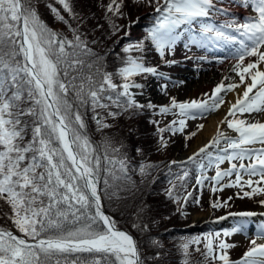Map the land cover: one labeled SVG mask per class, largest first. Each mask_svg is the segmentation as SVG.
<instances>
[{"label": "snow or ice", "instance_id": "6c2138e0", "mask_svg": "<svg viewBox=\"0 0 264 264\" xmlns=\"http://www.w3.org/2000/svg\"><path fill=\"white\" fill-rule=\"evenodd\" d=\"M123 2L111 0L105 7L113 35L121 30L114 18L124 17ZM132 2L156 5L155 11L160 15L148 30L147 39L165 64L176 63L166 57L174 52L182 39L187 41L186 48L227 47L231 58L237 61L232 71L239 77L238 82L217 85L210 97V105L199 100L178 102L173 97L169 105L160 106L156 111L158 106L150 100L140 103L136 99L144 95L146 85L137 82L135 77L147 79L151 75L164 80L169 77L157 67L146 65L143 56L130 55L133 50L143 52V42L123 47L126 55L122 66L116 73L104 72L100 63L103 57L88 48L87 40L81 38L78 29H73L74 39L68 40L53 32L40 19L33 0H0V200L10 206L12 216L9 218L23 234L17 236L0 228V264H144L134 238L117 228L116 221L102 210L101 191L107 195V189L111 187L109 177L112 180L131 179L127 175L129 159L126 155L119 159L110 157L107 148L103 156L97 152L83 131L86 124L81 109L91 108L98 130L111 125L104 122L106 117L97 109L108 110L107 116L112 119L124 112L134 115L144 109L153 110L154 115H178L181 118L165 128H159V121H150L157 125L158 132L175 134L183 132L186 119H195L197 113L203 115L218 109L224 102L218 94L244 85L242 96L237 93L238 99L231 105L228 116L245 112L250 116L252 113L264 115V70L260 68L264 64V52L260 51L264 48V0H243L257 14L243 23L235 20L213 22L217 13L225 14L215 0ZM58 3L70 16L76 17L70 3L66 0H58ZM48 7L61 22L68 23L56 8ZM246 57L257 59L246 62ZM246 77L250 82L245 83ZM114 78L121 82L115 83ZM161 89L166 94L167 85H161ZM254 89L256 92L250 95ZM24 104L28 107H23ZM113 107L117 111H112ZM221 123H227L228 128L239 134L238 138L218 133L225 144L220 149L223 154L208 151L213 145L221 144L220 139L214 138L188 158L200 169L196 184L203 186L206 180L214 182L213 192L222 191L223 187L243 189L246 184L252 191H244L243 197L264 195V187H252L253 183L264 182V123L255 117L248 122L242 119L229 121L225 117ZM160 144L161 147L167 146L163 136ZM256 144L261 147H242ZM112 151L119 152V148ZM201 154H204L201 161H197L196 157ZM246 159L250 161L247 165L243 163ZM203 160L207 161L206 165ZM225 161L240 163H231L230 169L221 170L220 165ZM187 163L171 162L170 168L171 165L182 168L176 179L183 181L188 177V171L183 170ZM213 165L216 174L208 177L205 169ZM117 166L120 176L114 171ZM152 167L141 164L139 172L142 176L147 175V170ZM233 174L235 181L220 186L225 177ZM244 175L260 179L255 182L248 179L242 183ZM101 182L103 189L100 188ZM169 183L172 187L167 194L178 205L192 196L183 182L179 186L186 193L183 196L172 180ZM260 203L264 206V200ZM211 206L223 205L214 202ZM232 215L251 217L256 214ZM134 227L143 231L147 226L136 224ZM241 230L242 226L234 228L233 232ZM230 234L224 233L225 236ZM212 235L209 233L203 238L206 241L202 253L205 260L218 259L222 264H264V242L257 244L253 239L250 250L239 261L233 262L227 254V249L233 245L223 241L214 244ZM219 235L215 234L216 237ZM257 239L264 241V224L260 226ZM201 243L202 238L194 237L181 247L187 255L193 245L196 246L194 250L200 252Z\"/></svg>", "mask_w": 264, "mask_h": 264}, {"label": "trees", "instance_id": "16d2710c", "mask_svg": "<svg viewBox=\"0 0 264 264\" xmlns=\"http://www.w3.org/2000/svg\"><path fill=\"white\" fill-rule=\"evenodd\" d=\"M66 2L70 3L73 12L77 14L75 18L64 11L58 0H33L40 19L53 32L68 40H73V29L79 30L81 38L87 40L88 48L103 57L100 62L102 71L116 73L122 66V60L126 55L122 51L123 47L135 45L139 42H143L144 51L133 50L130 55L134 57L143 56L144 62L148 66L158 63L153 57L158 53L150 40L147 39L148 30L154 25L156 17L160 15L155 11V4L149 6L147 3L134 4L132 0H124L122 7L124 17L114 18L115 23L120 26L121 30L113 35V29L105 16V7L111 0H66ZM48 5L56 8L68 23L61 22ZM151 12L153 13L151 14ZM108 15H111V13ZM133 15L135 17L144 16L143 21L138 23L142 27L140 37L136 39L125 35L123 38H118L119 34L135 23ZM99 25H103V27H99ZM85 59H94V57H85ZM141 78L144 77H135L137 81ZM97 79H99L98 76ZM114 82L119 84L121 81L114 78ZM104 103L110 102L104 101ZM22 106L28 107L27 104ZM158 108L156 111H158ZM81 110L84 111V122L86 124V129L83 131L96 147L97 152L103 156L107 148L110 157L119 159L121 155H126L129 159L127 175L131 179L112 180L109 177L111 187L107 189V195L101 191V197L106 213L116 221V226L134 237L144 264H222L218 259L205 260L202 253L206 241L203 238L211 233L213 234L211 238L214 244L223 241L231 245L228 239L223 240L226 237L224 233H231L230 230L216 229L210 224L202 226L198 230L191 227V213L197 207L195 199L198 189L203 190L206 186V181L203 186L196 184V178L200 175L198 164L187 161L188 163L183 166V170H187L189 175L183 181L176 179V176L181 174L182 168L177 165L169 167L172 161H176L175 152L172 148L178 144L182 148H187L191 140L183 137L176 138L175 134L168 131L160 133L157 125L150 122L159 121V128H165L172 121H178L181 117L172 114L154 115L153 110L144 109L134 115L124 112L112 119L107 116L108 110L97 109L101 116L106 117L104 122L111 125L109 128L98 130L96 121L92 118L91 108L89 107L86 111ZM111 110L117 111L115 107ZM24 119L30 120L31 118L24 117ZM176 127H178V124ZM30 136L31 133L29 132L28 138ZM161 136L167 142L166 147H161ZM121 145L123 146L121 147ZM116 148H119V152L112 151ZM136 149L141 151L137 152ZM102 163L104 162L102 161ZM141 164L153 166L147 170V175L142 176L140 174L139 167ZM109 167L111 166L109 165ZM114 171H116L117 176L121 175L118 166ZM169 180H172L177 186L181 196L186 194L184 189L179 188L180 184L184 183L187 191L192 193L187 202L182 200L178 205L173 199L169 198L167 190L172 187ZM100 188H104L102 182ZM214 202L223 206L213 208L211 205ZM248 208H250V205L242 204L239 200L233 198L230 199L227 195L211 196L208 205L204 206V209L210 210L214 220L223 219L227 215ZM11 216L12 209L10 206L0 200V228L10 230L13 234L22 237L23 234L18 231L12 219L9 218ZM136 224L146 225L147 227L141 231L134 227ZM216 233L220 234L219 237L215 236ZM228 236H232V234ZM194 237L202 238V243L199 245L201 251H195L196 246L193 245L190 246L186 255L181 245ZM236 253H238L237 250L235 252L230 251V249L227 251L230 261L236 260Z\"/></svg>", "mask_w": 264, "mask_h": 264}, {"label": "rangeland", "instance_id": "374dc122", "mask_svg": "<svg viewBox=\"0 0 264 264\" xmlns=\"http://www.w3.org/2000/svg\"><path fill=\"white\" fill-rule=\"evenodd\" d=\"M217 7L224 10L225 14L221 15L219 13L216 14V18L213 22L215 23H223L225 20L228 19V16L230 15H236L237 17L233 20L243 23L247 20H249L250 16H245L243 13L238 12L237 10H240L238 7H241L243 5V0H215ZM250 11H252L251 5H250ZM237 12V13H236ZM148 13V12H147ZM146 13V14H147ZM257 14L254 12L255 17ZM134 23L132 26L124 30L121 34L118 35V38H123L125 36V33L129 35L131 38L138 39L140 37V30L142 27L137 24L141 21H143L144 16L135 17L133 15ZM187 33L185 32V36ZM187 43L186 39H182L177 43L176 48L174 49V52L167 55V59L170 61H176V63L168 65L165 64L159 54L153 55L154 59L158 61V65L154 66L157 67L159 72H163L167 77H169L168 80L164 79H157L156 77H153L149 75L147 79L141 78L139 79V83H143L146 85L145 89H143L144 95L143 96H137L136 99L139 100L140 103H147L149 100L157 105L160 106H167L170 104L171 99L174 97L178 102H190L193 100H197L196 98L191 95L190 88L186 86V84H183L181 86L182 82H179L178 79L182 76L184 72H188L194 75L193 80L190 82V87H195L199 85V81L206 80V76H210L211 80L214 81L212 84H218V81L216 83V79L221 80L222 77L226 74L229 75H235V72L232 71V68L234 64L237 63L236 60H233L230 55V51L227 47H211V48H199L196 46H190L188 48L185 47V44ZM261 52H264V48L260 49ZM246 59L255 61L257 57H246ZM263 66L264 64L260 65ZM229 75H226V77H229ZM214 78V79H213ZM239 80V77H237ZM187 80H184V82ZM248 82V79L246 77L245 83ZM187 81V85H188ZM167 85L166 94L165 91L161 89V85ZM259 86V85H258ZM186 89V91H184ZM244 88V85H241L238 89ZM136 92H139L140 90H133ZM236 91H226L220 93V95L223 97L224 102L219 106L218 109L212 110L210 112H206L203 115L197 113L195 119H186L185 128L183 132H176V138H188L191 140V143L189 147L182 148L181 146L175 145L172 149L174 150V156L176 158V162H182V161H188V158H184L185 155L188 153V151L191 149L192 145L196 141L198 135L202 130L204 129L205 125L208 122V119L211 114L218 113L223 110L225 105L227 104V99L229 96L234 94ZM159 94V96H158ZM205 98H209V95H205ZM208 100V99H207ZM209 102V103H208ZM206 102L207 104H211L212 101ZM83 112V118H84V111ZM178 112V110H176ZM261 115H258L256 113H252L251 116L249 113L245 112L244 114L236 113L235 116H228L227 119L229 121H233L236 119H242L246 122L250 121L252 117H259ZM200 125H203V127H199ZM227 132L230 133L229 137L238 138V133H236L233 129L228 128L227 123H225L224 127L222 128L219 133H224L227 135ZM192 133H195V135H192ZM215 138H218L221 140V144L219 146L213 145V147L209 148L208 151L213 152L214 154L219 153L220 149H222L225 144L223 142V137L216 135ZM242 147H253V145H243ZM231 151V149H229ZM204 154H201L200 157H197L199 161H201V157ZM192 157V156H190ZM207 164L206 160L202 161ZM231 163H236L239 165L240 161H233ZM231 163L228 161H225V163L220 165L221 170H226L231 168ZM243 163L247 165L250 163L249 160H244ZM239 170V168H238ZM242 171V170H240ZM206 172L209 175H215L216 174V168L213 165L211 168H206ZM248 179H251L252 181H257L260 178L258 176H252L248 177L246 175L243 176V181H247ZM230 181H235V174H233L231 177H225L222 181L224 184L229 183ZM214 182H209L207 187L203 190L198 189V194L196 197V201H200V204L197 203V207L193 209L191 213L192 218V225L195 230H198L202 228V225L205 224L207 221H210V211L204 209V206L208 205V202L210 200V196L213 194H224L227 195L229 198H233L236 200H239L242 204H248L250 205V208L248 209H241L238 212L247 211V212H254L256 215H254L251 218H244L241 221H238L239 223L236 225V227L242 226V230L239 232H233V236H226L223 240H227L231 242L232 247H230V251L235 252L237 250L238 253L235 254L236 259L239 261L245 254V252L249 251L252 247L251 241L253 239H256L257 244L260 241L257 239V234L260 231V226L264 224V206L261 205L260 201L264 200V195L261 194H254L251 198L249 197H243L244 191H252V188L248 187L246 184L241 189L240 187L233 186V187H223V190L220 192H213ZM219 187V186H218ZM252 187H264V182L257 185L253 183ZM243 197V198H241ZM105 210V208H104ZM106 212V211H105ZM108 215V214H107ZM109 216V215H108ZM110 217V216H109ZM199 217V218H198ZM233 220L225 221L224 223L215 225V227H218L221 225V227H228L230 229H234L236 227L232 226ZM117 227V226H116ZM118 228V227H117ZM227 249V251L229 250ZM231 260V259H230Z\"/></svg>", "mask_w": 264, "mask_h": 264}, {"label": "bare ground", "instance_id": "6f19581e", "mask_svg": "<svg viewBox=\"0 0 264 264\" xmlns=\"http://www.w3.org/2000/svg\"><path fill=\"white\" fill-rule=\"evenodd\" d=\"M240 10H237L238 12L243 13L245 16H250L253 17L254 12L250 11V4L249 5H241V7H238ZM237 13V12H236ZM237 16L234 15H230L228 16L227 20H233L235 19ZM249 59H246V62ZM260 68L262 70H264L263 66H260ZM225 76L222 77L221 80L216 79V83L218 81V84H212L214 81L211 80L210 76H206V80H201L198 82L199 85L195 86V87H190V82L193 80L194 75L188 72H184L182 74V76L178 79L179 82L181 83V86L183 84H186L187 87L190 88V93L191 95L194 97V99L196 98L199 101H204V102H208V101H212L210 99V97L212 96L214 89L216 88L217 85L221 84V82H223L224 84H230V83H234V82H238V78L235 75H229L226 74ZM226 75H229L230 79H225ZM214 79V78H213ZM184 80H187L189 83L187 85V81L184 82ZM250 82V81H248ZM247 82V83H248ZM259 87V86H258ZM187 88H185L184 91H186ZM245 89H236L235 93L232 94L231 96L228 97L227 99V104L225 105V107L223 108L222 111L218 112V113H213L210 115L207 124L205 125L204 129L202 130V132H200V134L198 135L196 141L194 142V144L192 145L191 149L188 151V153L185 155V159L193 156L195 153L199 152V149L204 147L206 144H208L210 141H213V139L216 137V135L219 133V131L222 130V128L224 127L225 123H221V121L225 120V117H228V112L229 109L231 108V105L236 103V100L238 99V95L237 93H239L242 96V93ZM256 92V89L253 90V93H250V95L254 94ZM209 95V98H205V95ZM220 95V94H218ZM159 96V94H158ZM221 96V95H220ZM209 103V102H208ZM212 103V102H211ZM256 120H258L261 123H264V115H261L259 117H256ZM227 136H230V133L227 132ZM255 148H259L261 147V145L256 144L254 145ZM199 218V217H198ZM264 241H259L258 244L262 243Z\"/></svg>", "mask_w": 264, "mask_h": 264}, {"label": "water", "instance_id": "95a60500", "mask_svg": "<svg viewBox=\"0 0 264 264\" xmlns=\"http://www.w3.org/2000/svg\"><path fill=\"white\" fill-rule=\"evenodd\" d=\"M101 203H102V210H103V212L106 214V212H105V210H104V206H103V202H102V198H101ZM107 215V214H106ZM120 230H122V229H120ZM124 231V230H123ZM126 232V231H125ZM128 233V232H127ZM129 234V233H128ZM131 235V234H130ZM132 236V235H131ZM133 237V236H132ZM135 240V239H134Z\"/></svg>", "mask_w": 264, "mask_h": 264}]
</instances>
